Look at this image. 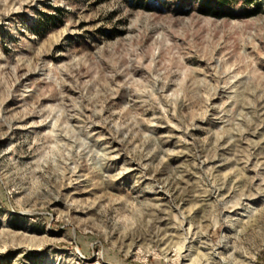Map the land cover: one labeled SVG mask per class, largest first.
I'll list each match as a JSON object with an SVG mask.
<instances>
[{
	"label": "rangeland",
	"instance_id": "1",
	"mask_svg": "<svg viewBox=\"0 0 264 264\" xmlns=\"http://www.w3.org/2000/svg\"><path fill=\"white\" fill-rule=\"evenodd\" d=\"M257 1L0 0V264H264Z\"/></svg>",
	"mask_w": 264,
	"mask_h": 264
},
{
	"label": "trees",
	"instance_id": "2",
	"mask_svg": "<svg viewBox=\"0 0 264 264\" xmlns=\"http://www.w3.org/2000/svg\"><path fill=\"white\" fill-rule=\"evenodd\" d=\"M231 0H199L197 10L202 14L213 15V16H222L230 15L228 10L225 7L230 5ZM246 4L255 3V7H258L257 0H242ZM257 10L254 9L251 13H255ZM250 13V12H248Z\"/></svg>",
	"mask_w": 264,
	"mask_h": 264
}]
</instances>
